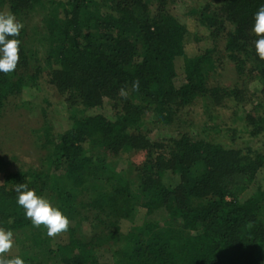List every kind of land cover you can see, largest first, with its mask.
I'll use <instances>...</instances> for the list:
<instances>
[{
  "label": "trees",
  "instance_id": "trees-1",
  "mask_svg": "<svg viewBox=\"0 0 264 264\" xmlns=\"http://www.w3.org/2000/svg\"><path fill=\"white\" fill-rule=\"evenodd\" d=\"M182 1L0 0V12L21 23L24 13L44 15L34 39L26 27L8 37L21 41L20 61L14 72H0V116L12 99L38 86L45 70L66 110L63 130L49 121L43 126L40 165L8 172L0 185V227L14 241L7 257L25 264H264V152L252 146L264 141V115L250 114L243 130H233L244 146L226 145L231 131L220 126L163 142H151L145 129L172 128L198 100L243 101L239 84H209L216 45L187 55L188 27L176 13ZM216 3L186 14L214 44L224 42L239 81L264 89V60L252 31L264 0ZM138 151L147 153L140 167L117 166L119 157ZM169 172L179 177L175 184L166 180ZM231 180L242 183L230 188ZM19 183L69 218L66 233L49 237L44 225L32 224L17 203ZM104 253L110 261H102Z\"/></svg>",
  "mask_w": 264,
  "mask_h": 264
},
{
  "label": "rangeland",
  "instance_id": "rangeland-1",
  "mask_svg": "<svg viewBox=\"0 0 264 264\" xmlns=\"http://www.w3.org/2000/svg\"><path fill=\"white\" fill-rule=\"evenodd\" d=\"M61 1V0H57ZM211 0H183L181 8L176 9V13L181 20L187 24L188 34L186 37L185 51L188 56H197L203 54L207 49H212L215 45L216 71L211 74L210 86L219 88L234 89L237 84L242 91V102H236L232 99H222L217 101H201L198 100L190 107H187L181 120L174 123L172 128L156 127L155 125H147L146 130L150 129L148 134L151 142L168 141L169 138L177 137L180 133L191 132L197 135L203 126L222 128L231 131V136L224 135L223 142L226 145L236 146L243 145L242 134L234 133L239 129L243 130L248 115H264V89L261 84L249 82L251 79L238 80L235 67L228 60L224 51V42L214 44L210 37V33L199 28L196 19L188 16L190 7L194 5L204 4ZM214 1V0H213ZM221 0H215V3ZM215 5H218L217 3ZM23 25L26 27V37L28 40L35 38V32L43 27L42 19L44 15L42 11H32L28 14L24 13ZM45 51V50H44ZM43 57L41 64L45 67ZM65 98L59 92L58 88L49 84V72L44 71L40 77L38 86L33 89H27L20 97L12 99L6 106L4 112L0 116V185L3 183L4 176L8 172H14L25 166H39L44 157L45 152L39 146V136L43 126L49 121L56 131L63 130L66 127V110L64 105ZM184 114V113H183ZM244 120H243V119ZM185 119V125L181 124ZM190 123L192 125H187ZM244 138H248L245 135ZM216 139H220L217 136ZM253 144L254 149H260L264 152V141L259 139ZM241 146V147H242ZM147 153L138 151L127 154L114 159L119 168H127V162H131L134 166L140 167L146 160ZM178 176L167 173L166 180L176 183ZM242 182L240 180H231L228 187L238 189ZM130 224L125 223L123 229L126 232ZM102 261H110L111 253L101 255Z\"/></svg>",
  "mask_w": 264,
  "mask_h": 264
},
{
  "label": "clouds",
  "instance_id": "clouds-1",
  "mask_svg": "<svg viewBox=\"0 0 264 264\" xmlns=\"http://www.w3.org/2000/svg\"><path fill=\"white\" fill-rule=\"evenodd\" d=\"M254 21L252 31L258 37L255 41L256 53L264 60V6L255 13ZM23 27V23L19 22L12 13L0 12V72L2 73L14 72L19 64L21 41L8 37H18ZM139 86L138 80L133 82L134 90H139ZM119 95L126 99L128 91L122 87ZM15 190L18 193L17 203L25 210L26 217L35 227L44 225L47 235L53 238L68 231L69 218L48 199L38 196L26 183L17 184ZM13 243V232L0 227V264H25L24 259L19 256L9 258L5 255L11 251Z\"/></svg>",
  "mask_w": 264,
  "mask_h": 264
}]
</instances>
